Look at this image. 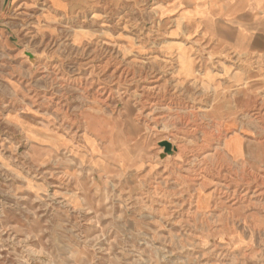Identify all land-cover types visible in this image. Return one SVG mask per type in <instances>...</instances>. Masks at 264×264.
I'll return each mask as SVG.
<instances>
[{"label":"rangeland","instance_id":"obj_1","mask_svg":"<svg viewBox=\"0 0 264 264\" xmlns=\"http://www.w3.org/2000/svg\"><path fill=\"white\" fill-rule=\"evenodd\" d=\"M197 1L0 0V264H264V47Z\"/></svg>","mask_w":264,"mask_h":264},{"label":"crops","instance_id":"obj_2","mask_svg":"<svg viewBox=\"0 0 264 264\" xmlns=\"http://www.w3.org/2000/svg\"><path fill=\"white\" fill-rule=\"evenodd\" d=\"M201 22L240 25L231 29V43L247 40L250 49L264 47V0H198Z\"/></svg>","mask_w":264,"mask_h":264},{"label":"water","instance_id":"obj_3","mask_svg":"<svg viewBox=\"0 0 264 264\" xmlns=\"http://www.w3.org/2000/svg\"><path fill=\"white\" fill-rule=\"evenodd\" d=\"M163 146L165 147V152L169 155L170 154V144L164 143Z\"/></svg>","mask_w":264,"mask_h":264},{"label":"bare ground","instance_id":"obj_4","mask_svg":"<svg viewBox=\"0 0 264 264\" xmlns=\"http://www.w3.org/2000/svg\"><path fill=\"white\" fill-rule=\"evenodd\" d=\"M217 127H218V126H217ZM219 133H220V132H219ZM172 146H174V145H171V144H170V154H169V155L167 154V156H169V157L174 156V152H175V151H174V152L172 151ZM177 148H178V147H177ZM175 153H176V152H175ZM178 153H179V152H178Z\"/></svg>","mask_w":264,"mask_h":264}]
</instances>
